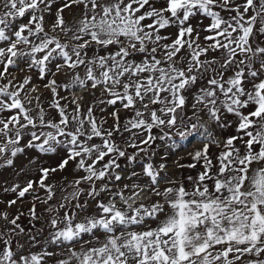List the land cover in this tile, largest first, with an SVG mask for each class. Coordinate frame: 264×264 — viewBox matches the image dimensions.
<instances>
[{
	"label": "snow or ice",
	"instance_id": "snow-or-ice-1",
	"mask_svg": "<svg viewBox=\"0 0 264 264\" xmlns=\"http://www.w3.org/2000/svg\"><path fill=\"white\" fill-rule=\"evenodd\" d=\"M28 150L63 155L0 189V264H264V0H0V167Z\"/></svg>",
	"mask_w": 264,
	"mask_h": 264
},
{
	"label": "rangeland",
	"instance_id": "rangeland-1",
	"mask_svg": "<svg viewBox=\"0 0 264 264\" xmlns=\"http://www.w3.org/2000/svg\"><path fill=\"white\" fill-rule=\"evenodd\" d=\"M75 12V10H73ZM68 15V13H66ZM197 21H193V23H196ZM208 21H205L204 23L206 24ZM62 95L64 93H61ZM99 95V94H97ZM91 98L86 97L85 98V107H87L88 103L90 102ZM47 107V105H45ZM112 111L111 108H108V110L104 113H101L97 110L96 115L97 117H108V125L110 126L112 124V119L109 116V113ZM128 113L121 112V120L123 121L127 117ZM225 131H230V130H225ZM119 139V138H118ZM183 147L180 148V150H175L173 149L172 152L167 153V158L165 159V152L157 148V155L153 158L154 163L159 164L161 162H165L168 165L167 171L172 174L173 176L178 175V171L175 168L174 162L179 158V157H184L186 156L187 152H190L193 150L195 147H199V145L195 142V139L192 141V143H188L187 141L181 142ZM159 144V142H158ZM131 151V150H130ZM215 151V149H213ZM63 155V151L61 150L59 155L57 154H48V155H40L39 153L33 151V150H28L23 154H18V156L14 160V167H0V189H2L5 186L10 187L14 183H21L23 184L26 179L33 178L36 173V169L39 167L40 164H43L44 166H54L56 161L60 158V156ZM34 158H37L35 162H31L34 160ZM120 163L122 166L126 164V161L121 160ZM141 165L138 163L134 169H129L135 170L137 172L140 171ZM23 169V172H20V170ZM71 167H69L68 171L65 173H57L56 175L53 176V181L60 183L61 177L62 176H69V179H71L70 173H71ZM185 171V175L188 174L187 170ZM17 173H20L17 175ZM129 181H122V183H127ZM59 197V193L57 194V198ZM12 198L11 193H3L0 191V200H8ZM30 200V198H29ZM29 200H26L23 205L17 204L14 208L10 209L9 211L11 213H15L17 208L23 207L25 209V216L21 218L20 223L22 226L25 228L26 232L24 235L20 236L19 243L25 245L23 251L28 252L30 251H39V247H33L30 248L28 245V235H35L37 240L40 242L41 245L44 244L48 237L49 233V226L47 224V215L44 213V208L43 206H38V211L41 214V219L37 221H29L27 217V208L29 206ZM55 203V201L53 202ZM4 204H0V208H4ZM89 211H92V208H89Z\"/></svg>",
	"mask_w": 264,
	"mask_h": 264
}]
</instances>
